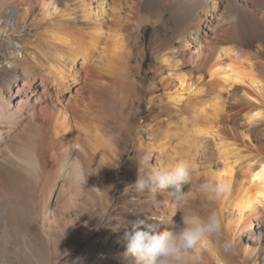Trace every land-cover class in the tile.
Segmentation results:
<instances>
[{"label":"bare ground","instance_id":"6f19581e","mask_svg":"<svg viewBox=\"0 0 264 264\" xmlns=\"http://www.w3.org/2000/svg\"><path fill=\"white\" fill-rule=\"evenodd\" d=\"M165 15L177 19L176 35L184 47L191 41L196 52L186 57L170 48L174 44L158 45L153 36L154 81L142 99L135 94L147 55L143 30L152 18ZM28 28L39 30L40 43L12 53L10 62L24 73V89L9 88L11 95H0V106L22 129L36 128L39 148L20 141L16 127L0 130V264H10L25 247L22 220H30L44 239L54 232L70 234L80 222L75 194H63L61 179L85 175L86 167L102 175L115 172L124 153L117 154V131L106 117L114 97L124 105L129 99L143 105L147 115L137 131L130 123L137 108L122 113L121 126L126 138L133 135L134 153L146 168L149 162H189L193 189L209 177L222 185L214 201L228 240L238 230L252 229L256 206L264 203V157L242 183L229 159L238 150L264 153V128L262 139L254 135L264 121V71L254 68L264 66L242 50L264 56V0H0V36L21 38ZM228 44L235 46L225 48ZM39 88L41 95H30ZM142 128L153 143L141 141ZM149 204L158 213L152 222H177L173 193L151 196ZM214 246L221 264H227L220 246Z\"/></svg>","mask_w":264,"mask_h":264},{"label":"rangeland","instance_id":"374dc122","mask_svg":"<svg viewBox=\"0 0 264 264\" xmlns=\"http://www.w3.org/2000/svg\"><path fill=\"white\" fill-rule=\"evenodd\" d=\"M3 1L14 4L23 0ZM176 23L177 19L175 17L165 15L163 19L152 18L143 30V46L146 48L147 55L142 69L143 80L135 94L142 99H145L146 91L154 81L151 68L155 61L149 51V41L153 36H155L158 45L170 46L174 44L170 48L179 49L186 57L195 55L193 53L196 51L191 41L188 39L190 41L187 44L188 47H184L183 38L176 35ZM25 34L27 35L25 36ZM25 34L21 38L19 37L20 39L18 36L16 37V34L8 37L5 33V35L0 36V95L2 97L8 98L12 90L24 89L25 77L21 68L14 69L10 66L12 53L29 51L37 46L41 40L38 29L28 28ZM234 46V44H228L225 45V48H233ZM242 50L253 56L252 61L254 64L262 63L264 66V56L257 57L255 49L243 47ZM255 67L257 68V70L254 68L255 71H264V67L260 68L258 65ZM9 88H11V91H9ZM34 92H31L30 95H41L42 88L36 89ZM20 95H22V92ZM122 103L119 98H111L105 110L106 117H108V126L114 127L117 131V154L124 153L120 160L117 159L115 172L111 174L105 171L102 175L101 172L96 173L90 167H86L85 175L88 177L84 187H78L69 177L61 179L63 194H75L78 202L77 210L79 209L81 214L80 222L77 223L70 234L64 236L54 232L48 239H44L41 236V238L39 237L40 234L35 229H32L34 226H31L32 222L30 220H22L20 227L26 239L25 247L20 249L18 256L10 259V264H132L130 259L123 257L125 227L136 219H145L152 222V215L158 213L149 204L151 194L145 193L144 197L146 199L144 200H140L138 197L139 192L136 191L133 180L138 170L144 171L147 166L134 153L133 135L126 138L121 126V117L126 115L122 113H136V108L138 109V116L130 122L136 131V126L138 123L142 124L144 122L147 114L144 112L143 105L138 106L137 103H132L131 99L125 105ZM262 110L264 113V107H262ZM16 119L15 116L10 115L5 108L0 106V130L7 132L10 127H16L15 133L18 134L20 141L30 143L36 149L39 148V139L35 134L36 128L22 129ZM263 128L264 121L255 126L254 135L257 138L262 139L259 130ZM140 132L141 141L145 144L154 142V138L148 135L146 128H142ZM144 157L146 160L149 159L147 155ZM262 157H264V153L257 155L248 153L245 150L232 152L229 162L237 171L238 183L245 181L248 170L257 167L259 159ZM61 161L65 163L66 160L62 158ZM149 165L151 166L153 163L149 162ZM108 175L113 176L110 178ZM139 201H142V203H139ZM262 201L264 202V200ZM256 207L257 214L251 217L252 229H247L244 232L238 230L236 235L232 237V248L229 252L225 253L220 248V254L227 264H264V203ZM187 210L194 211L201 216H207L215 212L220 218L218 203L214 200L209 202L202 195L193 199ZM227 212L230 213V208ZM226 216V214H223V217ZM234 218L232 220H235ZM179 220L180 214L176 223ZM112 224L114 228L111 226ZM221 224V237L219 241H213V245L220 246L223 241H229L223 222ZM232 228H235V225ZM29 236H32L34 240ZM201 261H207V264H216V260L207 251L202 254Z\"/></svg>","mask_w":264,"mask_h":264},{"label":"clouds","instance_id":"9594fccd","mask_svg":"<svg viewBox=\"0 0 264 264\" xmlns=\"http://www.w3.org/2000/svg\"><path fill=\"white\" fill-rule=\"evenodd\" d=\"M88 176L78 172L73 182L84 187ZM194 165L187 161L152 165L137 175L133 184L139 193H173L180 214L178 223L164 226L162 223L136 219L127 224L124 231L123 257L132 264H200L202 254L209 252L221 264L218 249L213 241H219L222 233L220 218L215 212L207 216L187 210L197 196L209 202L218 199L223 192L221 184L209 177L193 189ZM223 252L231 250L230 241L220 244Z\"/></svg>","mask_w":264,"mask_h":264}]
</instances>
